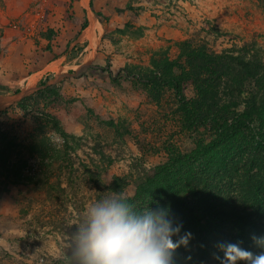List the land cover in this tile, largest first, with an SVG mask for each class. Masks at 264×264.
I'll return each instance as SVG.
<instances>
[{"label": "rangeland", "instance_id": "374dc122", "mask_svg": "<svg viewBox=\"0 0 264 264\" xmlns=\"http://www.w3.org/2000/svg\"><path fill=\"white\" fill-rule=\"evenodd\" d=\"M248 51L264 53V0H0V103L89 65L29 100L28 115L0 109V138L21 146L14 163L28 176L0 169V264L61 258L96 202L85 167H109L102 179H124L132 197L145 171L194 149L168 81L183 78L188 100L202 81L217 84L227 103L230 82L215 70ZM62 135L76 151L61 171L30 156L42 137L60 149Z\"/></svg>", "mask_w": 264, "mask_h": 264}, {"label": "trees", "instance_id": "16d2710c", "mask_svg": "<svg viewBox=\"0 0 264 264\" xmlns=\"http://www.w3.org/2000/svg\"><path fill=\"white\" fill-rule=\"evenodd\" d=\"M88 27L86 20L82 30ZM229 59L215 70L216 77L230 82L224 95L227 103L219 97L217 84L207 86L208 81H202L197 98L188 100L183 78L168 81L185 124L199 139L194 149L174 152L166 163L145 171L135 184L134 196L124 194L128 187L124 179H102L109 167L95 166L96 175L85 167L96 201L119 198L135 213L155 208L157 201L170 206L174 216L183 221L182 231L193 235L189 248L182 247L175 254L174 264H220L215 255L223 256L216 248L221 241H243V247L260 251L250 236L264 235V53L248 51ZM53 92L52 86H47L19 105L28 115L29 100ZM62 139L63 145L57 149L42 137L30 144L28 152L40 158L44 167L58 164L61 171L63 162L76 151L70 143L75 137L62 135ZM20 149L7 134L0 138V169L14 182L28 178L26 167L14 163L21 156ZM44 179L47 183L49 176ZM78 228L72 226L69 247L54 264H80L74 256Z\"/></svg>", "mask_w": 264, "mask_h": 264}, {"label": "clouds", "instance_id": "9594fccd", "mask_svg": "<svg viewBox=\"0 0 264 264\" xmlns=\"http://www.w3.org/2000/svg\"><path fill=\"white\" fill-rule=\"evenodd\" d=\"M183 230V221L170 206L156 202L155 208L135 213L119 198L96 201L87 209L75 237L74 256L80 264H174L180 248H189L193 235ZM255 248L243 241L218 242L215 255L220 264H264V235L250 236ZM189 259L191 257H188Z\"/></svg>", "mask_w": 264, "mask_h": 264}, {"label": "water", "instance_id": "95a60500", "mask_svg": "<svg viewBox=\"0 0 264 264\" xmlns=\"http://www.w3.org/2000/svg\"><path fill=\"white\" fill-rule=\"evenodd\" d=\"M88 68H89V65H85V66L81 67L78 71H76L74 73H68V74L59 75L53 81H51L48 84H46L44 87L55 85V84L63 81L66 78H79V77H81L84 74L85 71L88 70ZM39 89H41V87H32V88L28 89L25 92L19 93L18 95H16L13 98H10V99H7V100L3 101L2 103H0V109H2L4 107H7V106H9L11 104L20 103L25 98H28L29 96L33 95Z\"/></svg>", "mask_w": 264, "mask_h": 264}]
</instances>
